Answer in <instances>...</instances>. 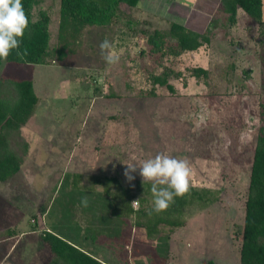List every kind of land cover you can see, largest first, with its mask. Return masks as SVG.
Wrapping results in <instances>:
<instances>
[{"label": "rangeland", "instance_id": "374dc122", "mask_svg": "<svg viewBox=\"0 0 264 264\" xmlns=\"http://www.w3.org/2000/svg\"><path fill=\"white\" fill-rule=\"evenodd\" d=\"M191 2L138 0L135 7L141 3V9L120 5L115 22L84 26L75 41H68L62 61L53 51L43 65L1 63V74L29 78L38 100L22 126L28 148L20 170L0 181V229L6 209L16 208L27 224L36 195L41 203V197L46 200L53 192L56 200L70 194L63 192L61 181L75 173L80 174V186L92 191H83L89 194L100 191L99 185L86 182L89 176H116L121 185L130 187V205L136 208L142 196L136 186L143 181L140 164L165 153L187 159L190 186L214 191L217 200L186 218L172 240V253L167 252L168 232L163 227L159 238L149 242L150 255L145 260L136 256L134 263L163 264L169 255L170 264H200L212 252L218 264H239L243 204L261 125L259 105L264 103V0L261 24L241 14L227 26L218 11L213 17L220 25L211 31L207 44L177 56L151 53L144 34L166 31L171 21L183 22ZM212 2L193 3L214 12ZM40 10L49 17V48L53 49L58 0H36L32 17ZM186 26L202 32L206 23L200 17ZM105 39L119 56L116 64L104 59L100 45ZM195 66L206 69L207 75L191 76ZM166 68L179 72V77L168 79L172 92L149 80L150 74ZM126 164L137 166L131 183L124 176ZM52 206L57 208L56 201ZM75 211L72 215L80 220ZM32 250L27 243L23 251L27 264H34L29 261ZM13 257L11 264H20Z\"/></svg>", "mask_w": 264, "mask_h": 264}, {"label": "trees", "instance_id": "16d2710c", "mask_svg": "<svg viewBox=\"0 0 264 264\" xmlns=\"http://www.w3.org/2000/svg\"><path fill=\"white\" fill-rule=\"evenodd\" d=\"M137 2L138 0H58L57 46L50 49L47 13L40 10L33 18L32 8L36 0H22L29 19V28L25 31L20 51L26 49L27 55L17 56L16 50H13L7 62L0 60V65L2 62L43 65L47 63V58L53 51L56 60L62 61L67 42L75 41L84 26L111 24L120 14L119 3L133 7ZM237 9L256 23L263 22L261 0H219L217 10L224 14L223 21L227 26L236 22ZM219 25L218 19L212 16L204 31L196 32L182 23L171 21L166 31L153 29L144 36L151 53L158 56H177L207 44L211 31ZM190 75L195 78L205 77L207 70L195 66L190 69ZM169 77L177 78L179 72L166 68L159 73L150 74L149 80L153 85L164 86L172 92L173 88L168 83ZM37 100L29 78L9 77L0 73V181L7 180L19 169L28 148L27 142L20 134V128L32 114ZM259 117L261 125L253 147L239 230V264H264V103L259 105ZM100 181L101 193H98L103 195L101 206L104 211V225L112 218L108 216L109 211L117 208L120 211L113 218H119L120 221L125 216L133 215L137 226H145L148 232L153 230L156 233L163 226L173 228L183 225L193 212L201 211L217 200L214 191L190 186L187 195L174 197V202L166 211L156 213L151 182H136L142 196L139 197L138 207L132 209L130 200L133 196L129 186L121 185L113 176H102ZM75 202L69 200V206ZM143 203L146 205L143 206ZM122 206L127 208L124 213ZM64 235L60 232H42L41 240L49 248V257L45 264H103L87 251L84 252L73 238H66Z\"/></svg>", "mask_w": 264, "mask_h": 264}, {"label": "crops", "instance_id": "0c3cea01", "mask_svg": "<svg viewBox=\"0 0 264 264\" xmlns=\"http://www.w3.org/2000/svg\"><path fill=\"white\" fill-rule=\"evenodd\" d=\"M171 1L175 2L177 0ZM193 2L188 5L187 10L185 11L186 13H184V15H186V19L183 20V22H177L182 24L185 23L186 25H194L198 22V19L200 17H204L207 26L209 19L218 12L217 7L219 0H213L212 2L211 8L214 12H211L209 8L195 6ZM120 5L126 6L123 3H119L118 8ZM134 7L135 6L129 8ZM141 7L142 5L140 3L135 8L141 9ZM204 13H207L206 18L205 16H203ZM241 14H243V12L240 9H237L236 17ZM185 24L183 25L186 26ZM22 126L20 128V134L28 143L27 138L24 137ZM21 165L22 164H20L19 169L15 174L19 172ZM13 176H11L10 178H12ZM64 177V181H61L63 182V185H61L60 182V184L57 185L56 189L61 185V188H63V192L66 193L67 191H69L70 194H65L64 196L56 200V195L53 192L48 196L46 200L41 197V203L38 201L39 198L36 195L34 199L37 202L34 205L36 206L38 204V207L35 208L34 205L32 206L33 208L30 211V215L27 216L26 219L27 224H23V213L16 214V208L6 209V211L4 212L6 213V219H4L5 224H3V227L0 229L1 231L4 230L0 233V263L4 264L5 261H8V264H11V262L9 261L10 256L14 255L13 258L17 257L20 264H27L28 262H26L27 259H25L23 251H25L27 243H29L33 248L31 253L32 258H29V261L34 262V264H45L46 260L49 257V248L41 240V234L43 231L57 233L60 232L65 234L64 237L66 238H73L75 243H77L84 252L87 251L88 253H90L89 255L103 264H140V260L134 263L136 256H140V259L145 260V257L150 255V253L148 252L150 247L149 242L157 238L162 232L161 230L163 229V227L166 226L161 227V229H159V231L156 233L153 230L151 232H148L145 226H137L135 224L133 215L125 216L120 221L119 218H113V216L116 215L118 211H120L117 208H112L109 211L108 216L112 218L104 225V212L101 206V198L103 195L99 194L101 192L99 191V193L97 192L95 194H89L92 193L89 187H84V185L80 186L81 180L80 174L78 173L73 174L70 178L68 177L69 179H66L67 176ZM10 178H8V180ZM101 179L102 176L91 175L87 178L86 182L90 183L91 185H100ZM58 189H60V187ZM84 190L90 192L84 193ZM85 197L87 198V206L82 203V200ZM71 199L76 202L75 204L69 206V200ZM54 201H56L57 203V208H54L52 206ZM132 209L135 208L132 206ZM75 210L79 212L80 220L72 215V212ZM121 210H123L122 213H124L127 211V208H124V206H122ZM31 215L34 216L30 217ZM89 216L91 217L90 219ZM181 226L173 228L166 227L167 229H165L168 232V253H172L171 243L174 239V236H176L177 233L179 234L178 230ZM122 236L125 237L121 238ZM122 252H126L128 260H124V253L122 257H117ZM213 257L214 256L212 252H209L206 255L205 259L200 261V264H210L211 262L213 264H218ZM170 258L171 257L168 255L163 264H170Z\"/></svg>", "mask_w": 264, "mask_h": 264}, {"label": "clouds", "instance_id": "9594fccd", "mask_svg": "<svg viewBox=\"0 0 264 264\" xmlns=\"http://www.w3.org/2000/svg\"><path fill=\"white\" fill-rule=\"evenodd\" d=\"M29 28V19L24 10L22 0H0V60L7 62L13 50L17 56H26L27 50L20 51L25 31ZM101 52L109 64H116L119 56L112 49V43L102 41ZM124 171L126 180L131 183L137 166L126 164ZM140 176L143 181L152 183L154 196V211H166L174 197H183L190 191L191 166L187 159L173 158L165 153H158L154 158L143 161L140 166ZM87 206V198L82 200ZM137 201L133 202V204ZM151 215V213H149Z\"/></svg>", "mask_w": 264, "mask_h": 264}, {"label": "built area", "instance_id": "2783aa9c", "mask_svg": "<svg viewBox=\"0 0 264 264\" xmlns=\"http://www.w3.org/2000/svg\"><path fill=\"white\" fill-rule=\"evenodd\" d=\"M201 264H205V263H201Z\"/></svg>", "mask_w": 264, "mask_h": 264}]
</instances>
